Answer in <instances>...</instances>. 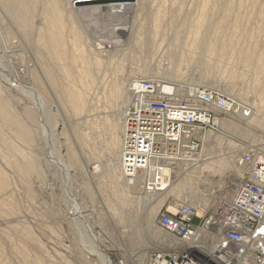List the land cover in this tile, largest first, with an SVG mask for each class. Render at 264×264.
<instances>
[{
	"label": "rangeland",
	"instance_id": "374dc122",
	"mask_svg": "<svg viewBox=\"0 0 264 264\" xmlns=\"http://www.w3.org/2000/svg\"><path fill=\"white\" fill-rule=\"evenodd\" d=\"M161 1L158 0V3L160 4ZM163 1H165L168 13L171 16L174 15V19L166 21L167 25H171L169 38L173 40L168 43H174L175 45L173 44L171 48L178 49V52L181 51V46L175 42L180 36L178 33L182 32L179 38L185 43L188 38L190 39L188 32L198 23L199 17L208 14L210 18L208 19L207 16L205 19L210 24L206 26L210 30L206 27L204 29L206 30L203 35L206 38H204V47L187 59L188 61L186 60L182 66L185 75L179 82L177 79L181 88L184 87L186 92L189 89H195L218 93L233 102L234 107L237 105V108L241 110H253L258 115L252 116L253 120L243 121L239 116H235L234 108L228 113L219 112L218 131L208 134L211 135L208 143L204 141L206 134L198 136L203 147L200 156L193 157L194 160L207 159L210 164L207 163L208 165L204 168L200 167L199 161L198 163L189 161V164L185 163L186 167L181 165L184 161L173 165L171 185L173 187L179 183L185 184L184 197H177L178 195L172 192L164 193L167 197L165 195H163L165 198L158 197L150 208L142 185L131 186L129 184L128 186L136 190L131 189L126 193L125 188L110 177L109 144L113 141L112 129L115 124H118L119 128L123 127V114L131 102L130 90L135 82L143 79L154 80L155 83L178 84L165 75L169 67L174 68L170 58L167 57L170 55L167 52L168 49H165L167 42L161 49L159 46L161 42L158 40L160 43L158 45L157 39L154 42L148 36L147 41H151L152 44L146 41L143 47L144 49L149 48L148 50H143L138 46L134 47V51L133 47L127 50V52L130 51L129 54L126 51L120 55L116 54L112 63L106 64L97 73L98 84L96 85L98 86L95 85L96 89L94 87L86 95L87 110L85 108L83 114H77L71 100L69 99V102L64 92L47 85L48 89L41 96L48 98L47 102L44 99L45 113H47L45 118L49 129L48 138L42 136L43 133L37 120L38 109L30 99L20 92L3 89L0 103L5 99L8 111L16 119H20V123L25 125L23 129H26L36 141L34 140L32 144L24 142V138L18 136L13 127L7 126L3 111L0 109V173L6 177L8 184L3 185L0 174V264H106L95 252H90L94 251V248L101 254L108 255L110 264H151L154 257L169 252L165 249L166 240H176L157 225L162 209L170 207L173 211L175 205L183 202L197 208L200 216L213 213L222 203L229 202L231 195L235 196L242 183L243 178H237L234 168L239 162L238 159L248 152H255V155L258 152H264V73L260 72H264V0ZM0 7V18L3 19V25H5L4 27L2 22L0 23L1 35V33L4 34L3 29L8 25L10 26L8 28L12 29V22L10 16L2 8L1 2ZM150 20L147 18V21ZM8 28L5 32H9ZM166 31L168 30L161 31V39L168 34ZM175 33L176 36H174ZM3 37L4 35L2 39ZM18 41L17 45L8 50L10 52L8 66H13L11 69L15 67L13 71L18 80L25 83L24 85L33 84L30 75L32 69L39 70L38 76L44 83H47L41 70L44 62L40 63L36 60L25 40ZM210 43L216 45L217 48L215 49L217 54L211 55L212 57L206 50L208 48L206 44L211 45ZM222 44L226 47L221 48ZM150 48H153V51H150ZM171 48L169 47V51ZM162 52L168 55L165 54V56ZM245 64L250 66L246 67ZM137 70L143 72L140 76L135 75L134 77L132 72ZM57 74L61 73L58 71ZM58 78L60 81L65 79L62 74L58 75ZM118 80L125 81V94L121 101L110 106L109 90ZM190 95L184 94L183 98L189 99ZM125 101L127 104L123 103ZM31 112L37 116L36 122H33L34 120L30 117ZM115 118L117 120L114 121ZM223 121L224 127H222ZM229 125L230 127L238 125V129L229 128ZM233 145L240 147L238 151L232 152ZM15 150L18 152L16 153ZM47 151L52 154L51 158L46 157ZM32 159L39 163V171L32 175L19 172L16 165L21 162L27 163ZM221 160H228L230 166L227 165L229 167L224 168ZM56 161L65 163V169L56 167ZM98 164H101V170L96 173L95 167ZM212 169L215 170L212 171ZM1 184L5 187H1ZM70 194L80 199L85 210L83 216L87 220L74 216ZM152 208H156L155 214L148 217ZM87 222L94 227L97 237L95 242L89 232L83 228V224L88 225Z\"/></svg>",
	"mask_w": 264,
	"mask_h": 264
},
{
	"label": "bare ground",
	"instance_id": "6f19581e",
	"mask_svg": "<svg viewBox=\"0 0 264 264\" xmlns=\"http://www.w3.org/2000/svg\"><path fill=\"white\" fill-rule=\"evenodd\" d=\"M162 1L159 4L158 0H0L2 8L5 9L4 11H6V13L10 16V19L12 22L11 23L12 29H9L8 27H10V26L8 25L7 28L9 30V32L6 31L7 32L6 33L5 29H7V28H5V29H3L4 34L1 33V35H0V37H1L0 41L3 45V46L2 45L0 46V100H2L1 99V93H2L3 89H6L8 91H13V92H20V93L24 94L26 97H28L30 99V101L38 109V119H37V116L35 115V113H32V112L30 113V117L34 120L33 122H36L38 120V126H39L41 132L43 133L42 136L44 135L45 137L47 136V138H48L49 137V129H48V125L46 123V118H45V117H47V115L45 116V114H47V113H45V111H46L45 103L47 102L48 98L45 99L41 96V94L48 89V86L49 87L52 86L55 90L58 89V90H61L62 92H64V94L66 95L68 100L69 99L71 100V104H72L73 108L76 110L77 114H80V113L83 114V112L85 111V108H86L85 105L87 103L86 102V95H88V93H90L94 87L96 89V86H98V85H96V84H98L97 83L98 82L97 73L102 69V67H105L106 64L112 63L114 58H116V56H117L116 54L120 55L124 51H126V53L129 54L130 51L127 52V50H131V48L133 47L132 49L134 51L135 50L134 47H138V46L140 48H142L143 50H145V49L148 50L149 48H146V47H145V49L143 48L145 46L144 43L148 39V36L150 37L149 39L150 40L153 39L154 42L157 39L156 42L158 43V45L160 44L159 42H161V44L159 45L161 49L164 48L163 45H164V43L167 42L165 49H168L167 52H169L170 55H168L166 52L165 53L162 52V53H164V55L165 54L168 55L167 57L170 58L171 63H173L174 68L169 67L168 70H166L165 75H168V78H170V79H172V81L178 83L179 80L183 79V77L185 75L184 69L182 67L183 64L186 63V60L189 59L193 54H196L198 51H201L202 48L204 47V44H205L204 38L205 37L203 35L206 31V30L204 31L205 27L209 24V22L205 20V19H207L208 14L207 15L203 14L201 17H199L200 20L198 21V23L192 27V30H190L188 32L187 35L190 36V39L186 38L187 40L185 43H183L184 41L181 42L180 38H179L181 36L182 32H181V34L178 33L180 36L177 35V36H179L178 38H176L177 40L174 39V40H176L175 42L178 43L179 46H181V51L178 52V49H172L171 48V46L174 43L173 44L168 43V42H173V40L171 37L169 38V35H170L169 33H171V25L170 24L167 25L166 21L170 20V19H174V15L171 16L168 13L169 11H167V9H166L165 1H163V2ZM203 13H205V11ZM147 18H148V20L149 19H151V20L147 21ZM187 19H188V17H187ZM208 19H210L209 16H208ZM1 22L3 25L4 24L3 19L0 18V23ZM216 23H215V25H216ZM2 25H1V27H2ZM3 26L5 27V25H3ZM213 26H211V28ZM217 26L218 25H216V27ZM189 27H191V26H189ZM207 29H209V28H207ZM162 30H168V31H166V33H168V34L165 37L163 36L164 37L163 39L160 38ZM211 30H213V29H211ZM207 32H208V30H207ZM5 33H6V35H5ZM164 34L165 33H163V35ZM216 34H218L217 31H216ZM2 35H4L3 39H2ZM174 36H176V33ZM202 36H203V38H202ZM218 36H219V34H218ZM216 37H217V35H216ZM212 38H214V37H212ZM217 38H215V39H217ZM21 39H23L27 42V44L29 45V47L33 51V55L36 58V60H38L40 63L44 62V65L41 66L42 67L41 70L43 72V75H45L47 83H44L42 81V79L40 78V76H38L39 70L36 71V69H32V71H30V75L32 77L31 79L33 80V84L31 86H29L30 84L24 85L25 83L23 84L21 82V80H18V77L15 74V71H13L15 67L13 69H11L13 66L12 67H10V65L8 66V57H9V53H10L8 50H10L15 45H17V41L21 40ZM158 40H159V42H158ZM149 42H151V41H149ZM149 42L147 41V43H149ZM154 42H153V44H154ZM207 42H208V40H207ZM228 42H229V40H228ZM18 43H19V41H18ZM215 43H217V42H215ZM149 44L151 45L152 42ZM210 44L211 45L206 44V45H208V48L206 50H208L210 57H212L211 55L217 54V52L215 50L217 48L215 47L216 45H214L212 43H210ZM28 45H26V46H28ZM230 45H228V46H230ZM179 46H177V48ZM232 46H233V44H232ZM17 47H19V46H17ZM169 47L171 48L170 51H169ZM224 47H226L225 44H222L221 48H224ZM154 48H155V46H154ZM159 49H156V50L159 51ZM161 49L159 51L160 53H161ZM150 51H153V48L152 49L150 48ZM142 52H144V51H142ZM145 52H147V51H145ZM139 53H141V51ZM132 55H133V53H132ZM175 55H177L176 58H175ZM160 57H162V56H160ZM178 57H179V59H177ZM11 58L12 57H10V59ZM22 58H25V57H22ZM253 60H254V58H253ZM248 61H249V59H248ZM167 62H169V61H167ZM50 63L54 64L55 66L51 65ZM33 65H35V64L33 63ZM245 65H246V67L250 66L248 64H245ZM58 71H59V73L62 74L63 78L65 77L64 80H62V79L61 80L65 81L66 84H64L65 82L60 81V79L58 78V75H61V74H57ZM142 72H143L142 70H137V71L132 72V75L134 77H135V75L140 76V74ZM257 72L258 73H260V72L264 73L263 71H260V72L257 71ZM177 79H178V82H177ZM124 82H121V80H118L117 82H114V83L112 82L113 86L109 90L110 91V98H111V103H109L110 106H111V104L115 105L116 103H118L119 100L121 101V99L123 98V94H125L124 88H126V86L124 85ZM160 84L162 85V90H164L166 93L175 94L176 97H178V99L183 98L184 94L188 93V95H190V94L196 93L195 89L194 90L189 89V91L186 92L184 87L181 88L180 83H178L177 85H174L173 83H160ZM123 86H125V87H123ZM132 86H134V85H132ZM259 91H261V90H259ZM258 95H259V92H258ZM64 98H65V96H64ZM44 99L46 101L45 103H44ZM70 100H69V102H70ZM4 101H5V99H4ZM256 101H257V99H256ZM3 102L0 103V109H1V111H3V118H4L7 126L13 127L17 132L16 134H18V136H21L24 138V140H25L24 142H28V144H32L34 140L36 141V139H33L34 137L32 138L29 135V133L26 129H23L25 127V125L21 124L19 121L20 119L19 120L16 119V117L8 111L7 104H5V102L4 103ZM107 102H109V101H107ZM126 102L127 101H125L123 103L127 104ZM255 106H256V104H255ZM223 107H224V111L226 113H228L229 111L232 110L233 105L228 102V103H225L223 105ZM237 107L238 106L236 105L235 116H239L243 121L253 120L252 116L258 115L256 113H254L255 111L253 112V110L246 109V111H245L244 109L241 110L240 108H237ZM258 109H260V108H258ZM86 110H87V108H86ZM33 112H35V111H33ZM77 116H79V115H77ZM109 119H110V117H109ZM115 120H117V119L115 118L114 121ZM261 121L262 120H260V122ZM21 125H24V126L21 127ZM117 125L118 124H115V127L112 129L113 141L111 142V144H109L110 151H111L110 152L111 157H110V162H109V170H110L109 173H110V177L112 178V180L114 182H116L118 185L123 186L126 190V193H128L129 190H131V189H135L134 187L131 188L130 186H128L129 184L131 186H138V185L141 186L142 185L143 186L142 188L145 189V185H144L145 182H147V183L153 182L155 184L160 182L159 185L157 186V188L151 187L152 186V183H151L149 186L150 187L149 190L147 189L148 190L147 191L145 189V191H144L146 194V197H147L146 199H148L147 203L149 204V206L153 205L154 202H156L158 200L157 199L158 197L165 195L164 193L169 194L172 192V193H175L176 195H178L177 197H184L183 192H184V185L185 184L179 183L180 185L176 184L173 187L171 185V178H172V174H173L172 166L175 163L174 164L171 163L170 165L164 166V168H162V170H161L162 174H160V176H163L162 180L156 181L155 177L153 180V175H152V178L150 179V176L148 174H145V173L141 174L140 176H138L135 179H130V178H127L125 176L124 170H123L122 160L120 157L122 150L125 149V143L123 144L124 137H125V133H124L125 129H123L124 124H123V127L120 126V128H119V125L118 126ZM224 126H225V123L223 121L222 127H224ZM227 126H228V124L226 125V127ZM230 126L231 125H229V128H235V130L238 129V125L232 126V127H230ZM19 128H21V129H19ZM228 130H230V129H228ZM204 137H205L204 141L206 143H208L209 137H211V135L206 134ZM250 137H253V136H250ZM250 137H249V140H250ZM118 146H119V148H118ZM239 148L240 147L233 145L232 146V152L238 151L237 149H239ZM263 150H264V148H263ZM260 151H262V150H260ZM17 152L18 151H16V153ZM46 154H47L46 157L51 158L50 157L52 155L51 153L48 152ZM257 156L264 162V152L263 151L258 152ZM16 158H14V159H16ZM32 158H34V157H32ZM199 159L194 160V158H186V161L183 160L184 163L182 161L183 164H181V165L186 167L187 164H185V163L189 164V161L196 162V163H198V161H199L198 164H200V167L204 168V167H206V165H208L207 163L210 164V162H208L207 159L206 160L203 158H199ZM14 161H16V160H14ZM75 161H76V159H75ZM227 161L221 160V162L224 164V168H225V166L227 167V165L230 166V162L228 163ZM47 162H49V161H47ZM55 163H56L55 166L57 165L56 167H58L59 169H65L64 167H66L65 163H63L62 161H56ZM16 166L19 169V172H22L26 175H32L33 173L39 171V168H40L39 163L37 161H35L34 159L29 160L27 163H22V162L18 163V165H16ZM209 168H211V167H209ZM234 168H235L236 173H237V178H243L244 177V170L241 169L240 167H238V164L235 165ZM102 169H103V167H102ZM67 170H66V172H67ZM95 170L97 171L96 173L100 172L101 164H98L95 167ZM206 170H208V169H206ZM214 170L212 169V171H214ZM209 175H211V174L209 173ZM2 180L3 181H1V180L0 181L3 182V185L7 184V179L3 175H2ZM203 183H205V182H203ZM206 186H208V185H206ZM1 187H5V186H2V184H1ZM4 189H3V191H4ZM137 190L139 191V189H137ZM171 195H173V194H171ZM165 196H163V197L165 198ZM69 197H70L72 204H73V208H72L73 210L72 211L74 213V216H77L79 219L80 218L85 219L83 216L84 215L83 213L85 210L82 207L80 199L73 194H70ZM230 197H231V199H228V201L233 200L234 196L232 197V195H231ZM155 199H157V200L155 201ZM230 201L226 202V203H230ZM6 206H8V205H6ZM151 207L152 206H150V208ZM155 210H156V208H152L151 211L149 212V215L147 214L148 217H150L155 212ZM90 216H89V218H90ZM152 217H154V216H152ZM90 219H92V216ZM85 220H87V219H85ZM89 224L90 223H88V225L83 224V228H85L89 232L92 240L95 242L97 237L95 236V233H94V227H92V225H89ZM90 235H88V236H90ZM170 239H172V238H170ZM165 243H167L165 249H167L168 251L174 252L177 256L179 254L182 255L183 252L190 246H191L190 248H193V246H200L201 245V243L196 244L195 240H191V241H188L186 243H182L178 240L173 239V240H166ZM212 248L210 249V251L212 250ZM90 252H95L96 255H98L102 261H105L106 264L111 263L109 256L105 255V254H101L99 252V250L96 251L94 248V251H90Z\"/></svg>",
	"mask_w": 264,
	"mask_h": 264
},
{
	"label": "built area",
	"instance_id": "2783aa9c",
	"mask_svg": "<svg viewBox=\"0 0 264 264\" xmlns=\"http://www.w3.org/2000/svg\"><path fill=\"white\" fill-rule=\"evenodd\" d=\"M133 85L124 113L125 149L120 156L130 179L145 173L162 180L164 166L199 157L203 144L198 136L218 131V114L225 112V103L235 109L218 93L200 90L189 99H178L162 90L160 83L142 80ZM238 166L244 177L233 200L213 213L200 216L197 208L183 202L173 211L170 207L160 211L157 225L163 232L182 243L195 240L201 245L190 246L178 256L171 251L159 254L151 264L167 257L166 264H264V162L248 152ZM151 183L157 188L160 182H145L146 190Z\"/></svg>",
	"mask_w": 264,
	"mask_h": 264
},
{
	"label": "water",
	"instance_id": "95a60500",
	"mask_svg": "<svg viewBox=\"0 0 264 264\" xmlns=\"http://www.w3.org/2000/svg\"><path fill=\"white\" fill-rule=\"evenodd\" d=\"M167 260H168V258H166V260L161 261L160 264H166V261H167Z\"/></svg>",
	"mask_w": 264,
	"mask_h": 264
},
{
	"label": "snow or ice",
	"instance_id": "6c2138e0",
	"mask_svg": "<svg viewBox=\"0 0 264 264\" xmlns=\"http://www.w3.org/2000/svg\"><path fill=\"white\" fill-rule=\"evenodd\" d=\"M262 232H264V229H261Z\"/></svg>",
	"mask_w": 264,
	"mask_h": 264
}]
</instances>
